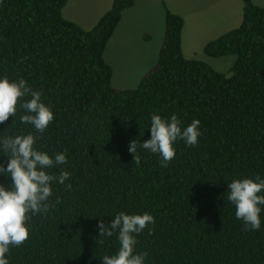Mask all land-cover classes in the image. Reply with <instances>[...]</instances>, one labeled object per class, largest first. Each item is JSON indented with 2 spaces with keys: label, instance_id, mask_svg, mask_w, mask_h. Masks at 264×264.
I'll return each mask as SVG.
<instances>
[{
  "label": "trees",
  "instance_id": "16d2710c",
  "mask_svg": "<svg viewBox=\"0 0 264 264\" xmlns=\"http://www.w3.org/2000/svg\"><path fill=\"white\" fill-rule=\"evenodd\" d=\"M66 2L0 0V78L25 79L55 114L38 133L21 123L28 113L18 105L0 137L32 133L37 150L67 155L47 171L71 173L51 184L50 203H60L30 213V237L10 246L9 264H103L120 245L117 234L99 237L97 225L121 211L155 218L136 236L145 264H264V205L260 230L246 232L227 200L233 180L264 179V6L243 0L240 23L204 44L207 55H235L225 73L183 54L184 18L164 4L157 62L136 86L117 88L104 49L135 0H111L89 28L63 15ZM153 113L176 114L182 127L201 121L198 144L178 139L167 168L159 154L138 149L137 165L129 152L131 141L151 138ZM8 160L0 151V163ZM0 183L11 180L0 174Z\"/></svg>",
  "mask_w": 264,
  "mask_h": 264
},
{
  "label": "clouds",
  "instance_id": "9594fccd",
  "mask_svg": "<svg viewBox=\"0 0 264 264\" xmlns=\"http://www.w3.org/2000/svg\"><path fill=\"white\" fill-rule=\"evenodd\" d=\"M30 97V99H24ZM23 100V103L20 101ZM26 113L20 117L23 124H31L36 132L43 133L55 119L50 106L42 101V92L34 91L23 78H0V124L9 117H15L17 108ZM151 138L143 142L133 140L129 143V152L134 154V162L139 165L141 157L138 149L159 154L160 166L167 168L176 156V141L182 140L186 146L198 144L201 135V121L194 119L188 126L182 127V122L176 114L170 119L153 113L150 117ZM142 135V133H141ZM36 137L32 134L16 135L15 137H0V151L9 160L7 167L0 163V174L10 178L11 184L0 183V264H9L6 255L10 246H20L30 237L31 214L47 212L55 204L50 203L53 195L52 182L64 184L71 176L69 171L61 170L59 176L50 174L47 170L67 163L64 152L51 156L46 151L35 148ZM227 200L235 206V216L244 222V231H258L261 228V205H264V179L259 175L255 178L235 179L228 184ZM71 184L66 185L70 189ZM150 224H155L152 214H126L121 211L110 224L100 220L97 228L99 237H111L117 234L119 248L114 255L102 257L103 264H145L149 253L136 252V236L142 233ZM149 235L154 229H149ZM103 241H99L102 243Z\"/></svg>",
  "mask_w": 264,
  "mask_h": 264
},
{
  "label": "rangeland",
  "instance_id": "374dc122",
  "mask_svg": "<svg viewBox=\"0 0 264 264\" xmlns=\"http://www.w3.org/2000/svg\"><path fill=\"white\" fill-rule=\"evenodd\" d=\"M264 6V0H252ZM111 0H67L62 13L85 28L91 27L110 6ZM181 14L182 51L186 57L206 61L229 73L234 54L207 55L204 44L237 26L243 13V0H135L122 12L104 49V58L112 67V85L130 88L156 62L164 37L165 6Z\"/></svg>",
  "mask_w": 264,
  "mask_h": 264
}]
</instances>
